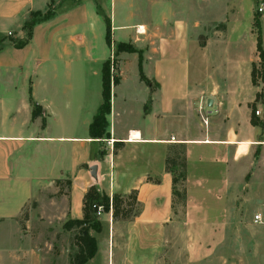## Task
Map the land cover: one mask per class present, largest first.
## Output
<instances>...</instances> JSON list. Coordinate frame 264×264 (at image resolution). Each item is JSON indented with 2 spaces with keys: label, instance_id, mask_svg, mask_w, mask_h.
Returning a JSON list of instances; mask_svg holds the SVG:
<instances>
[{
  "label": "crops",
  "instance_id": "1",
  "mask_svg": "<svg viewBox=\"0 0 264 264\" xmlns=\"http://www.w3.org/2000/svg\"><path fill=\"white\" fill-rule=\"evenodd\" d=\"M255 2L0 0V264H46L52 256L53 240L35 222L48 230L53 216L27 211L61 181L69 182L67 210L57 218L63 225L82 220L91 187L109 197L136 192L139 211L130 219L98 217L101 232H90L97 251L86 264L97 257L165 264L176 247L165 254L175 219L166 159L177 148L186 173L181 254L185 264L210 263L228 222L240 218L237 207L257 202L256 190L264 202V130L251 114ZM49 8L54 15L34 26L29 43L13 47L31 14ZM101 28L108 53L97 47ZM120 43L141 53L151 85L139 81L137 53H118L119 83L98 140L89 126L102 103L101 70Z\"/></svg>",
  "mask_w": 264,
  "mask_h": 264
},
{
  "label": "trees",
  "instance_id": "2",
  "mask_svg": "<svg viewBox=\"0 0 264 264\" xmlns=\"http://www.w3.org/2000/svg\"><path fill=\"white\" fill-rule=\"evenodd\" d=\"M260 15L256 12L255 15ZM54 15L53 10L50 8L45 12L32 13L30 18L24 23L23 30L25 31V38L23 40H12L13 47L21 49L25 47L32 37V30L35 25L42 23L50 19ZM255 18V17H254ZM260 17L255 18L254 28L261 33V24L259 22ZM106 24V42L110 46V26L107 19L104 20ZM256 50L258 53L259 63L256 66L252 65L251 68V81L254 86L257 85V80L264 81V50L262 49L261 37L259 34L256 36ZM137 53L138 54V77L139 81L146 86L151 85V81L148 80L142 71V57L141 53L137 52L131 45L120 43L116 47V53ZM108 62L106 61L101 70L102 78V103L93 118L89 126V134L92 138L101 140L106 135L107 120L106 117L110 113L111 108V87L116 86L119 83L117 78L111 79V72L108 68ZM112 81V83H111ZM40 113V109L35 105L32 106L31 117L34 119ZM166 170L172 176V209L174 212V206L176 200H178L181 208L185 210V153L183 149H174L166 159ZM57 182L56 184H58ZM67 188H69V182H65ZM138 203L136 200V192L132 191L126 196L113 195L107 196L97 190L96 187H91L83 197L82 212L83 218L79 221H68L63 225L65 231H74L73 246L75 253L72 256L69 264H86L93 259L97 251V244L94 237L90 235V232L100 233L101 224L96 216L97 208H101L103 213L112 214L113 221H125L134 216L137 212ZM135 209V210H134ZM175 214V213H174Z\"/></svg>",
  "mask_w": 264,
  "mask_h": 264
},
{
  "label": "rangeland",
  "instance_id": "3",
  "mask_svg": "<svg viewBox=\"0 0 264 264\" xmlns=\"http://www.w3.org/2000/svg\"><path fill=\"white\" fill-rule=\"evenodd\" d=\"M263 4L264 0H256L254 4L255 12H258V8ZM259 14L260 15L257 14L254 16L255 18L258 16L260 17L261 33L260 30L258 31L254 28L255 18L253 19V31L256 36L257 34L260 35L262 49L264 50V13ZM101 30L102 37L97 47L99 50L103 48L105 52L108 53L109 50L104 40L103 28H101ZM205 32L206 30L201 31L199 35L201 39L205 37ZM117 55L118 53L115 52L108 60L111 79L115 78L113 77V72L116 67ZM96 79L100 90V77ZM261 89H264V87L261 86ZM65 182L66 181H61L55 185L56 193L43 192L44 195L35 199L27 211L28 213H32L34 218H40L41 215L53 216V219L50 220L52 223L48 230L47 227H45L47 223L41 226V224L35 222L41 237L47 241H49V237L53 240L54 252L48 261H46V264H69L75 253L72 254L74 247L71 246L70 249L68 246L69 241H71V245L73 244L74 231L71 232L70 236H67L63 229V224L57 219L67 210L66 200L68 195L67 190L69 188H67ZM255 192L257 194V202L253 204H243L237 207L240 218L228 222L224 241L209 260L210 263L207 264H264V202H261V190H256ZM135 208V212H137V210L139 211V205L138 208ZM174 213L175 219L173 226H170L168 229L167 240L169 241V246L165 247V254L168 253L171 246L176 244V247H172L174 251L171 250L170 254H168V258L165 259V264H185L183 254H181L182 240L179 234V230L183 224L184 214L178 200L175 202ZM256 216H259V220H256ZM41 221L44 220L41 219ZM44 241L45 240H43L42 243ZM92 264H101L98 257Z\"/></svg>",
  "mask_w": 264,
  "mask_h": 264
},
{
  "label": "built area",
  "instance_id": "4",
  "mask_svg": "<svg viewBox=\"0 0 264 264\" xmlns=\"http://www.w3.org/2000/svg\"><path fill=\"white\" fill-rule=\"evenodd\" d=\"M257 11L258 13H264V6L259 7ZM261 86L264 87V81L258 79L255 86L258 88V92L252 104L251 114L253 120L261 125L264 130V89H261ZM102 213L101 208H97L96 216L99 217ZM256 220H259V216H256Z\"/></svg>",
  "mask_w": 264,
  "mask_h": 264
},
{
  "label": "water",
  "instance_id": "5",
  "mask_svg": "<svg viewBox=\"0 0 264 264\" xmlns=\"http://www.w3.org/2000/svg\"><path fill=\"white\" fill-rule=\"evenodd\" d=\"M207 104H208V106H211V101L209 100V101L207 102ZM95 170H96L95 167H92V168H91V176L93 177V179H96V176H95Z\"/></svg>",
  "mask_w": 264,
  "mask_h": 264
},
{
  "label": "bare ground",
  "instance_id": "6",
  "mask_svg": "<svg viewBox=\"0 0 264 264\" xmlns=\"http://www.w3.org/2000/svg\"><path fill=\"white\" fill-rule=\"evenodd\" d=\"M140 136H139V134H137V133H132L131 135H130V139L132 140V139H138Z\"/></svg>",
  "mask_w": 264,
  "mask_h": 264
}]
</instances>
